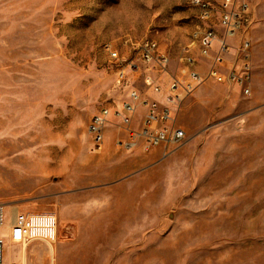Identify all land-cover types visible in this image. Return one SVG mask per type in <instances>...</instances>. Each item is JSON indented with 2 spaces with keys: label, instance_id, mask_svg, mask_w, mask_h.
Wrapping results in <instances>:
<instances>
[{
  "label": "rangeland",
  "instance_id": "rangeland-1",
  "mask_svg": "<svg viewBox=\"0 0 264 264\" xmlns=\"http://www.w3.org/2000/svg\"><path fill=\"white\" fill-rule=\"evenodd\" d=\"M203 22L192 0H0V210L57 217L56 243H11L3 264H264V0L242 28L199 58L198 29L218 28L223 0ZM252 40L250 95L208 77L242 64ZM153 39L186 81L185 51L201 82L176 109L186 133L169 156L122 152L111 117L100 153L88 125L130 90L151 97L166 75L136 63L130 43ZM109 47L122 59L110 57ZM127 69L125 81L119 73ZM6 257V258H5Z\"/></svg>",
  "mask_w": 264,
  "mask_h": 264
},
{
  "label": "built area",
  "instance_id": "built-area-1",
  "mask_svg": "<svg viewBox=\"0 0 264 264\" xmlns=\"http://www.w3.org/2000/svg\"><path fill=\"white\" fill-rule=\"evenodd\" d=\"M192 4L199 9L200 18L204 23L214 17L215 10L210 3L192 0ZM247 12L246 3L237 5L236 0H223L218 12L217 27L223 30L225 39H218L216 26L198 29L193 37L199 46V58L210 57L217 42L227 53L230 49L228 40L241 30L242 21ZM130 44L136 63L155 75H166L168 81L165 86L155 83L151 89V97H144L137 90H130L126 100L115 111L111 112L110 109L104 108L96 113L88 125V134L91 139L90 151L100 153L103 150L106 127L112 123L111 117L114 116L117 118L115 127L118 130L115 146L119 151L150 154L160 150L163 152V157H167L186 140L185 131L177 123L176 109L201 82V75L194 69L197 59L185 51L181 62L188 70V78L182 81L169 74L170 60L159 52V46L155 40L146 38ZM251 48L252 40L245 37L239 48V52L243 55L242 64L232 67L226 75L217 70H211L208 77L219 83L236 85L244 95H250ZM107 50L113 60L126 61L121 60L118 51L111 50L109 47ZM127 69L135 71L138 65L131 62L126 68L121 69L119 83L125 81ZM5 229H8L11 243L23 246L35 241L54 244L58 238V220L53 214L18 213L12 223L4 227L3 214L0 210V264L4 261Z\"/></svg>",
  "mask_w": 264,
  "mask_h": 264
},
{
  "label": "bare ground",
  "instance_id": "bare-ground-1",
  "mask_svg": "<svg viewBox=\"0 0 264 264\" xmlns=\"http://www.w3.org/2000/svg\"><path fill=\"white\" fill-rule=\"evenodd\" d=\"M6 258V257H5Z\"/></svg>",
  "mask_w": 264,
  "mask_h": 264
},
{
  "label": "crops",
  "instance_id": "crops-1",
  "mask_svg": "<svg viewBox=\"0 0 264 264\" xmlns=\"http://www.w3.org/2000/svg\"><path fill=\"white\" fill-rule=\"evenodd\" d=\"M118 150V149H117Z\"/></svg>",
  "mask_w": 264,
  "mask_h": 264
}]
</instances>
